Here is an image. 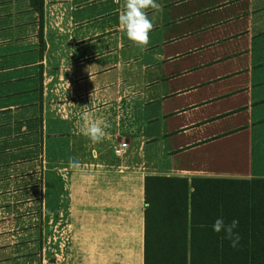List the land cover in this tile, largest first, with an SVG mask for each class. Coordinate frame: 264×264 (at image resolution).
Instances as JSON below:
<instances>
[{
    "label": "crops",
    "instance_id": "crops-1",
    "mask_svg": "<svg viewBox=\"0 0 264 264\" xmlns=\"http://www.w3.org/2000/svg\"><path fill=\"white\" fill-rule=\"evenodd\" d=\"M70 1L41 0L39 12L31 0H0V264H37L45 222L75 185L93 191L97 240L70 261L142 264L145 174L264 177V50L254 51L264 0L173 13L190 0H159L144 50L119 28L124 0L77 18ZM88 112L111 124L102 142L78 134ZM128 178L140 183L135 214L118 210ZM90 202L80 201L79 220ZM126 219L128 241L117 244Z\"/></svg>",
    "mask_w": 264,
    "mask_h": 264
},
{
    "label": "trees",
    "instance_id": "trees-1",
    "mask_svg": "<svg viewBox=\"0 0 264 264\" xmlns=\"http://www.w3.org/2000/svg\"><path fill=\"white\" fill-rule=\"evenodd\" d=\"M142 190V264H264V177L145 174ZM220 217L239 220L238 247Z\"/></svg>",
    "mask_w": 264,
    "mask_h": 264
},
{
    "label": "rangeland",
    "instance_id": "rangeland-1",
    "mask_svg": "<svg viewBox=\"0 0 264 264\" xmlns=\"http://www.w3.org/2000/svg\"><path fill=\"white\" fill-rule=\"evenodd\" d=\"M110 0H71L70 4L75 5L74 10L70 9V13L74 14V18H77L80 14L85 13H92L97 10H104L109 7ZM159 0H156V2ZM202 0H190L189 2L185 4H180L178 6H175V8H167V11L173 13L177 9L182 8H189L190 5L193 3L201 2ZM207 1H213V0H207ZM234 0H230L229 3L233 2ZM80 4L79 6H77ZM233 8V5L230 6H224L222 12L225 13V15L230 12ZM149 17L151 15L155 16L157 15V12L154 9H148L147 10ZM216 12H211L209 14H200L197 18L198 19H204L207 16H210ZM172 30H176L178 26L170 24ZM153 33V32H152ZM264 37L263 33H258L255 36L254 41V51L259 52L264 50V43L261 42V38ZM231 57V55L229 56ZM228 57V58H229ZM152 126V125H150ZM255 133V130H254ZM130 138V136H129ZM253 143L255 141L253 140ZM255 156V151H254ZM134 157H139L134 154ZM119 160V159H118ZM139 160V158H138ZM128 169H138V167H128ZM147 169V167H145ZM128 175V177H130ZM124 180H118L116 181V184L119 186L118 188L124 186ZM132 183H138L137 180H133L132 178H128V195L124 198H120V194H118V210L124 209L125 211H129L131 213H134L136 211L134 209L133 203H136L138 201V197H140L139 191H140V183L133 185ZM124 189H127L124 187ZM69 194L66 196V199L63 198L62 201V215H58L56 219L50 220L49 222H45L44 231L42 233V239L39 245V251L37 252V264H61L59 260V246L62 248L63 256L64 254L68 255L67 258V264H73V257H75L78 260L77 257V249H83L85 246H91L97 240V236L93 235V230L91 227H93V219L92 213L94 212V199H93V191L92 190H85L82 188V186H73V188H69L68 190ZM84 198L86 200L91 201L89 204L92 207V209L86 211L89 213L87 215V219L85 221L79 220L76 217L77 210L80 208L83 209L82 205H80V201L83 202ZM120 199L123 205L120 203ZM93 203V204H92ZM85 208V207H84ZM140 208V207H139ZM133 210V211H132ZM126 218H128V213H124ZM135 214V213H134ZM116 228L117 230V236L115 237L116 243H125L128 241V219L126 221L117 220ZM96 224V223H95ZM102 224V223H101ZM100 225V224H99ZM96 224V226H99ZM126 227V228H125ZM86 228H90L88 231H84ZM92 230V231H91ZM83 245V246H82ZM82 247V248H80ZM43 248V250H42ZM74 251V253H72ZM71 254L74 255L71 258ZM80 254V253H79ZM58 255V256H56ZM56 258V259H55ZM58 258V259H57ZM71 262V263H70ZM75 264V263H74Z\"/></svg>",
    "mask_w": 264,
    "mask_h": 264
},
{
    "label": "clouds",
    "instance_id": "clouds-1",
    "mask_svg": "<svg viewBox=\"0 0 264 264\" xmlns=\"http://www.w3.org/2000/svg\"><path fill=\"white\" fill-rule=\"evenodd\" d=\"M120 4V0H115ZM148 9H154L156 12L162 10V5L156 0H124L119 12L118 21L121 31L126 32L129 40L133 41L142 50L146 49L150 42V33L154 29L155 16L149 18ZM84 121L78 134L88 137L93 143L102 142L107 133L105 129L111 127L110 122L105 119L93 117L91 112L82 116ZM69 167L79 170L81 162L76 158H70ZM239 225L238 219H233L230 223H225L222 217L217 218L213 224V230L216 232H225V236L231 242V246L236 248L240 244L241 236L235 231Z\"/></svg>",
    "mask_w": 264,
    "mask_h": 264
},
{
    "label": "built area",
    "instance_id": "built-area-1",
    "mask_svg": "<svg viewBox=\"0 0 264 264\" xmlns=\"http://www.w3.org/2000/svg\"><path fill=\"white\" fill-rule=\"evenodd\" d=\"M126 145H127V142L125 140H123V139L117 141V143L112 145V147H111L112 153L114 155L123 154ZM61 250H62V248L59 246V260H60V262H62L61 264H67L68 255L64 254V256H63V253H62ZM56 256H58V255H56Z\"/></svg>",
    "mask_w": 264,
    "mask_h": 264
}]
</instances>
